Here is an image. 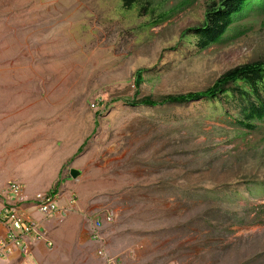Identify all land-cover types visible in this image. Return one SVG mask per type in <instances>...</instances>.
Masks as SVG:
<instances>
[{"label":"rangeland","instance_id":"1","mask_svg":"<svg viewBox=\"0 0 264 264\" xmlns=\"http://www.w3.org/2000/svg\"><path fill=\"white\" fill-rule=\"evenodd\" d=\"M182 1L0 0V193L62 160L90 222L114 213L96 240L118 263L264 264V122L128 103L203 90L264 53L258 13L207 49L182 44L210 0ZM97 247L72 261L105 264Z\"/></svg>","mask_w":264,"mask_h":264},{"label":"trees","instance_id":"2","mask_svg":"<svg viewBox=\"0 0 264 264\" xmlns=\"http://www.w3.org/2000/svg\"><path fill=\"white\" fill-rule=\"evenodd\" d=\"M140 0H122V7L133 9ZM196 0H183L181 6H188ZM142 5L148 11L151 4ZM251 13L264 14V0H210L206 5L204 16L199 24L182 31V44L188 43L200 50L207 49L213 44L224 42L227 33L241 20ZM162 13L155 17V24L164 20ZM190 36L193 41L185 42ZM180 44L175 51L182 53ZM186 44V45H188ZM183 47V48H182ZM177 52V53H178ZM145 69L137 70L135 86L137 91L145 81ZM220 104L222 112L235 120L240 126L249 130L256 128V121L264 122V53L256 60L239 65L218 77L207 88L179 95H168L162 98L147 97L128 101L130 106L158 108L163 106H183L189 104L211 103ZM84 144L78 153L84 149Z\"/></svg>","mask_w":264,"mask_h":264},{"label":"crops","instance_id":"3","mask_svg":"<svg viewBox=\"0 0 264 264\" xmlns=\"http://www.w3.org/2000/svg\"><path fill=\"white\" fill-rule=\"evenodd\" d=\"M38 163L36 170L24 177L23 182H16L22 184L27 198L20 205L21 213L28 222L35 223L39 231L46 234V238L36 240L33 235H25L19 231L18 239L13 241L9 238L10 223H0V264H78V260L91 258L86 249L95 245H98L97 257L106 264L105 258L98 255L103 249L102 241L96 239H100V230L104 224L109 223L107 219L90 222V210L86 211L85 203L73 200L78 186L71 177L62 176V160L52 169L46 167L45 161ZM39 193L52 194L59 208L67 210L68 214L65 217H61V212L42 214L33 201L34 196ZM13 200V197L0 193V213ZM97 234L99 238H96ZM88 235L91 239L87 238ZM50 242L52 246L49 245ZM73 258L77 259L76 263L72 261Z\"/></svg>","mask_w":264,"mask_h":264},{"label":"built area","instance_id":"4","mask_svg":"<svg viewBox=\"0 0 264 264\" xmlns=\"http://www.w3.org/2000/svg\"><path fill=\"white\" fill-rule=\"evenodd\" d=\"M3 195L14 198L12 202L5 206L3 212L0 213V223H10L11 229L9 232V238L13 241L17 240V232L20 231L25 235H33L36 240L45 239L46 234L40 232L35 223L28 222L24 214L21 213L20 205L27 201V198L23 193L22 184L13 183ZM33 201L36 208L44 215L61 212V217H65L68 214L67 210L59 208L57 201L52 194L39 193L34 196ZM106 219L110 223L114 219V213H108ZM96 238H99L98 234L96 235ZM49 245L52 246V242H50ZM98 255L105 258L108 264H120L117 260L110 258L103 249L98 252Z\"/></svg>","mask_w":264,"mask_h":264},{"label":"water","instance_id":"5","mask_svg":"<svg viewBox=\"0 0 264 264\" xmlns=\"http://www.w3.org/2000/svg\"><path fill=\"white\" fill-rule=\"evenodd\" d=\"M80 174H81L80 171L76 169H72L70 171V175L72 179H76Z\"/></svg>","mask_w":264,"mask_h":264}]
</instances>
